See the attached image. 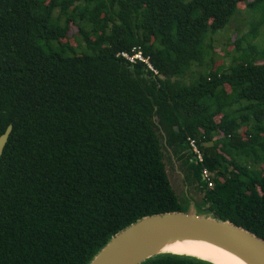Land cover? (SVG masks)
<instances>
[{"label": "trees", "instance_id": "obj_1", "mask_svg": "<svg viewBox=\"0 0 264 264\" xmlns=\"http://www.w3.org/2000/svg\"><path fill=\"white\" fill-rule=\"evenodd\" d=\"M242 4L264 0H0V135L13 126L0 160V264H90L138 220L184 211L177 168L202 211L264 240V52L238 41L235 66L183 82ZM135 49L158 74L119 56Z\"/></svg>", "mask_w": 264, "mask_h": 264}, {"label": "water", "instance_id": "obj_2", "mask_svg": "<svg viewBox=\"0 0 264 264\" xmlns=\"http://www.w3.org/2000/svg\"><path fill=\"white\" fill-rule=\"evenodd\" d=\"M12 130L13 126L9 125L5 133L0 135V160ZM168 170L173 171L170 166ZM171 179L180 201L189 210L155 214L138 220L116 234L90 264H142L162 254L208 261L162 249L167 242L186 239L204 240L218 245L235 253L248 264H264V240L261 237L230 221L220 220L208 211H202L201 208L198 210L196 207L200 206V196L192 191L185 180V174L178 168Z\"/></svg>", "mask_w": 264, "mask_h": 264}, {"label": "rangeland", "instance_id": "obj_3", "mask_svg": "<svg viewBox=\"0 0 264 264\" xmlns=\"http://www.w3.org/2000/svg\"><path fill=\"white\" fill-rule=\"evenodd\" d=\"M241 10V14L233 16L224 29L208 37L206 48L209 53L206 57L205 64L193 66L183 79V82L194 81L200 75L207 74L214 69L222 67V69L227 70L235 66L237 63L235 58H240L243 53L242 49H237L238 41H240L241 48H248L250 44H255L260 51L264 52V5L256 8H246L242 4ZM69 40L74 46L83 44L82 36L79 35L77 27L71 26ZM257 62H264V54L263 57H259ZM235 110L231 109L232 112ZM244 130L246 128L242 132ZM169 166L172 167L171 162H169ZM182 205L184 207L183 212L189 210L186 204ZM196 208L199 210L200 206L197 205Z\"/></svg>", "mask_w": 264, "mask_h": 264}, {"label": "bare ground", "instance_id": "obj_4", "mask_svg": "<svg viewBox=\"0 0 264 264\" xmlns=\"http://www.w3.org/2000/svg\"><path fill=\"white\" fill-rule=\"evenodd\" d=\"M162 249L173 253L196 256L215 264H248L235 253L204 240H176L167 242L162 246Z\"/></svg>", "mask_w": 264, "mask_h": 264}, {"label": "built area", "instance_id": "obj_5", "mask_svg": "<svg viewBox=\"0 0 264 264\" xmlns=\"http://www.w3.org/2000/svg\"><path fill=\"white\" fill-rule=\"evenodd\" d=\"M119 56L126 59L129 63L133 65L139 62L144 63L150 71L154 72L155 74H158V71L153 67L149 58L145 57V55L142 53L140 49H135V51L132 52V54L126 51L121 52ZM188 143H189L191 152L195 155L197 159V162L203 163L204 157L199 148L197 141L193 138H189ZM203 178H204V181L207 183L208 187L213 188L214 186L213 174L205 169L203 170Z\"/></svg>", "mask_w": 264, "mask_h": 264}]
</instances>
